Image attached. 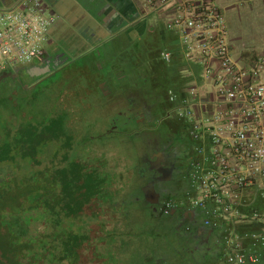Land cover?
I'll list each match as a JSON object with an SVG mask.
<instances>
[{"label":"trees","instance_id":"16d2710c","mask_svg":"<svg viewBox=\"0 0 264 264\" xmlns=\"http://www.w3.org/2000/svg\"><path fill=\"white\" fill-rule=\"evenodd\" d=\"M162 26L160 63L142 58L133 42L131 50L140 62L134 71L140 84L147 80L168 93L169 98L172 93L175 98L171 107L178 108L187 96V78L181 72L187 62L182 48L171 44L173 33L165 23ZM168 41L171 45H167ZM166 51L170 53L169 60L162 56ZM82 66H78L75 79L78 87L83 85L78 80L86 74ZM44 76L33 77L32 72L20 70L0 82V264H84L82 253L88 246L107 258L102 264H117L130 249L129 242L114 231L107 232V239L90 241L88 230L79 222L89 203H114L119 194L113 188L116 175L107 168L103 155L91 157L94 151L83 153L78 138L70 133L67 116L59 111L69 87L37 90L28 96L41 86L31 88ZM2 87L7 90L2 91ZM184 124L186 128L189 125L185 121ZM166 202L175 205L174 198ZM237 208L249 219L264 210L259 199ZM151 212L168 225L176 224L172 210ZM199 213L204 214L200 210ZM237 228L243 238L245 233L260 227L248 222ZM175 237L179 238L177 234ZM261 252L264 257V248Z\"/></svg>","mask_w":264,"mask_h":264},{"label":"built area","instance_id":"2783aa9c","mask_svg":"<svg viewBox=\"0 0 264 264\" xmlns=\"http://www.w3.org/2000/svg\"><path fill=\"white\" fill-rule=\"evenodd\" d=\"M146 14L163 16L176 32L187 62L202 67L204 92L186 89L177 108L188 123L194 145L188 170L191 205L205 212L204 224L220 229L228 221L254 222L245 233L251 241L242 248L240 237L228 228V264H258L264 248V210L249 219L236 206L257 199L264 206V57L249 66L233 58L224 13L215 0H138ZM56 17L42 0H18L0 6V75L40 66L48 57L49 32ZM165 60L170 53L163 52ZM210 98L213 109L192 107L195 99ZM175 96L171 93V100ZM171 202L162 206L169 212Z\"/></svg>","mask_w":264,"mask_h":264},{"label":"rangeland","instance_id":"374dc122","mask_svg":"<svg viewBox=\"0 0 264 264\" xmlns=\"http://www.w3.org/2000/svg\"><path fill=\"white\" fill-rule=\"evenodd\" d=\"M133 2L131 8L135 11L137 9L135 0ZM161 21L164 23L163 20ZM151 26L153 30L150 29ZM161 26L162 23L158 22L154 15H150L118 35L119 42L114 43L118 54L117 62L114 61L117 67L124 68L125 59L129 61L135 58L133 52L130 53L127 48V44L133 43V39L137 43L142 58L160 63L161 51L158 45ZM83 29L86 30L85 26ZM57 47L59 45L54 49L48 47L47 61L38 66L37 75H33L36 77L46 74L43 77L45 79H40L41 86L29 92L28 96L42 89L69 87L70 90L66 93L68 95L62 98L61 105L64 104V108L60 107L59 111L66 114L70 133L78 138L77 143L83 153L94 151L91 157L103 155L107 160V168L116 175L113 188L119 194L115 197L114 203L93 201L84 207L79 217V222L83 223L88 230L90 241H97L100 237L107 239L109 231L120 234L119 236L131 246L117 264H211L209 261L202 262L201 251L197 252L196 256L190 252L193 245L187 244L191 242L190 237L183 234L184 223L168 225L166 221L156 219L150 207L143 201L134 200L137 197L134 193L143 179L137 173V168L140 154L144 151V143L141 135L132 132L135 126L124 124L126 118L119 116V112H127L126 97L115 88L117 81L111 74L112 63L105 59L102 52L96 55V60L91 64L89 63L90 55L78 61L70 59L63 62V58L54 59L55 56L60 55ZM67 50L69 56L78 51L75 48H67ZM233 58L236 57L233 56ZM79 65H83L86 72L85 77L78 80L83 82L81 87H78L75 80L78 79ZM104 78L111 81L109 88L112 90V95L110 97H105L98 86ZM128 78V82L134 79L130 75ZM6 90L2 87V91ZM114 126L115 132H112ZM175 133V129H172L169 134ZM187 182L189 185L188 173ZM170 198L173 199L174 196ZM203 213V215L197 214L201 220H204L206 216L205 212ZM214 232L212 238L215 237L217 230ZM174 234H177L179 238L177 239ZM221 240L223 244H226L224 238ZM100 245H103V242ZM210 245H212L211 242ZM227 252L228 250L225 249L222 254L226 256ZM121 255L123 257V252ZM82 260L84 264H102L107 261V258L103 257V253H95L93 247L88 246L82 253Z\"/></svg>","mask_w":264,"mask_h":264},{"label":"flooded vegetation","instance_id":"af4514ba","mask_svg":"<svg viewBox=\"0 0 264 264\" xmlns=\"http://www.w3.org/2000/svg\"><path fill=\"white\" fill-rule=\"evenodd\" d=\"M125 61L124 68H118L115 63L117 61H113L111 74L117 81L115 88L126 97L127 112H119V116L126 118L124 124L135 126L132 132L141 135L144 143V151L140 154L137 168V173L143 179L134 193L137 195L134 200L143 201L152 211L157 212L170 196H174L172 215L176 217V223L185 224L183 234L190 237L191 243L187 244L193 245L190 252L196 256L201 251L203 256L200 259L204 263L209 261L211 264H228L222 252L220 253L223 249L221 236L217 232L212 238L216 230L210 234L212 229L204 224V220L198 218L199 210L191 205L187 173L193 153L190 151L192 142L184 119L177 108L171 107L172 100L168 93L147 80L144 84L138 82L135 68L139 62L136 58ZM37 67L21 71L35 75ZM129 75L134 77L130 82ZM110 83V80L104 78L98 84L105 97L112 95ZM115 128L114 126L111 131L115 132ZM172 129H175V134H169Z\"/></svg>","mask_w":264,"mask_h":264},{"label":"crops","instance_id":"0c3cea01","mask_svg":"<svg viewBox=\"0 0 264 264\" xmlns=\"http://www.w3.org/2000/svg\"><path fill=\"white\" fill-rule=\"evenodd\" d=\"M17 1L0 0V6H11ZM215 1L226 15L228 42L235 59L241 65L249 66L257 58L264 57V0ZM42 2L47 11L56 17V22L49 32L48 47L54 49L59 45L57 48L60 50V55L55 56L54 59L63 58V62L70 59L78 61L90 55L89 63L91 64L96 60V55L101 52L109 63L117 61L118 54L114 43L119 42L118 35L139 23L146 16L154 15L146 14L141 9L138 0H135L137 7L135 11L131 8L133 0H42ZM154 16L158 22L163 23L161 21L163 20L166 24V19L163 16ZM84 26L86 30L83 29ZM150 29L153 30V27L151 26ZM169 31L173 33L175 39L172 43L168 41L167 45L174 43L182 48L176 32ZM132 42L135 40L133 39ZM67 43L69 45H66ZM131 45L132 43L127 44L128 50H131ZM67 48H75L78 51L69 56ZM181 72L187 78V87L195 86L199 94L204 92L203 85L205 83L202 79L200 65L187 62ZM262 79L264 80V73ZM192 107L199 115H202V110L210 112L214 108L211 99L203 97L195 99ZM239 225L240 223H236V221H228L220 229H217V232L227 242V239L232 236L228 228L234 232L233 234L239 235L237 228ZM240 242L242 248L250 247L249 239L246 240L243 237L240 238ZM225 249L228 250L227 243L223 244L222 253ZM223 257L226 258L224 255ZM258 264H264V257H261Z\"/></svg>","mask_w":264,"mask_h":264},{"label":"water","instance_id":"95a60500","mask_svg":"<svg viewBox=\"0 0 264 264\" xmlns=\"http://www.w3.org/2000/svg\"><path fill=\"white\" fill-rule=\"evenodd\" d=\"M10 74H12V73H4V74L0 75V82L3 81V80H5L6 78H8V76H9ZM44 79H45V78H43L42 80H44ZM42 80L37 81L36 83H34V84L31 86V88H32V89L35 88L36 85H38ZM150 186H151V188L153 189V186H152V185H150ZM192 216H193V214H192ZM212 232H213V230H211L209 233L211 234Z\"/></svg>","mask_w":264,"mask_h":264}]
</instances>
